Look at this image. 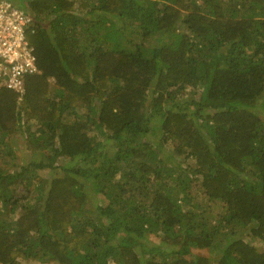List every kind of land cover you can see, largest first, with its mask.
<instances>
[{"label": "trees", "instance_id": "trees-1", "mask_svg": "<svg viewBox=\"0 0 264 264\" xmlns=\"http://www.w3.org/2000/svg\"><path fill=\"white\" fill-rule=\"evenodd\" d=\"M10 1L0 264H264V0Z\"/></svg>", "mask_w": 264, "mask_h": 264}, {"label": "built area", "instance_id": "built-area-1", "mask_svg": "<svg viewBox=\"0 0 264 264\" xmlns=\"http://www.w3.org/2000/svg\"><path fill=\"white\" fill-rule=\"evenodd\" d=\"M32 17L10 0H0V85L22 90L25 75L38 72L26 38Z\"/></svg>", "mask_w": 264, "mask_h": 264}, {"label": "rangeland", "instance_id": "rangeland-1", "mask_svg": "<svg viewBox=\"0 0 264 264\" xmlns=\"http://www.w3.org/2000/svg\"><path fill=\"white\" fill-rule=\"evenodd\" d=\"M145 40H146V42H149L148 38H146ZM18 152L19 151L16 150V153H18ZM26 154L28 155V153H26ZM93 195L95 196V198H103V196L100 193H93ZM251 243L254 244L255 246H258L259 248H261V244L259 241H257V239L252 240ZM201 251H202L201 253H203L204 255H206V256L209 255V257H211V253H209L207 250H201Z\"/></svg>", "mask_w": 264, "mask_h": 264}, {"label": "clouds", "instance_id": "clouds-1", "mask_svg": "<svg viewBox=\"0 0 264 264\" xmlns=\"http://www.w3.org/2000/svg\"><path fill=\"white\" fill-rule=\"evenodd\" d=\"M30 74H32V73H30ZM14 91H16V90H14ZM17 92H20V91H17Z\"/></svg>", "mask_w": 264, "mask_h": 264}]
</instances>
